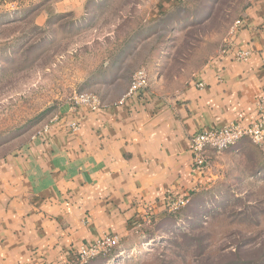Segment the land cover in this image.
Here are the masks:
<instances>
[{
    "label": "rangeland",
    "instance_id": "1",
    "mask_svg": "<svg viewBox=\"0 0 264 264\" xmlns=\"http://www.w3.org/2000/svg\"><path fill=\"white\" fill-rule=\"evenodd\" d=\"M252 1L0 0V157L75 93L101 98L121 67L123 80L145 69L154 89L178 91L226 47ZM230 150L180 211L89 264H264V144Z\"/></svg>",
    "mask_w": 264,
    "mask_h": 264
},
{
    "label": "crops",
    "instance_id": "2",
    "mask_svg": "<svg viewBox=\"0 0 264 264\" xmlns=\"http://www.w3.org/2000/svg\"><path fill=\"white\" fill-rule=\"evenodd\" d=\"M239 20L226 47L178 91L149 85L119 105L130 87L121 67L103 82L100 109L65 102L38 135L0 157V264H75L83 244L109 233L127 238L137 222L164 216L167 201L215 179L231 150H210L202 175L191 137L254 122L264 96V0ZM238 49L250 51L247 60L235 59Z\"/></svg>",
    "mask_w": 264,
    "mask_h": 264
},
{
    "label": "built area",
    "instance_id": "3",
    "mask_svg": "<svg viewBox=\"0 0 264 264\" xmlns=\"http://www.w3.org/2000/svg\"><path fill=\"white\" fill-rule=\"evenodd\" d=\"M240 20L236 21L235 27ZM250 55L249 50L238 49L235 52V59L247 60ZM149 86L148 73L145 69H139L133 73L130 87L126 94L118 101L119 105L124 104L126 98L138 90L146 89ZM198 86L203 88L204 82H199ZM70 103L74 106H85L93 111L103 106V101L99 96L91 92L75 93L70 98ZM70 128L78 129L77 123H72ZM249 139L257 145L264 144V96L258 102V117L248 125L235 121L220 128H210L196 132L190 140V150L193 155V169L195 172L205 175L211 169L209 151L213 150L217 154L237 146L242 140ZM189 196L179 195L167 201L168 212H173L189 202ZM144 225L143 221L137 222L135 231ZM122 237L117 234H104L98 240L83 244L78 251V261L81 264L87 263L90 259L100 254L109 252L113 247L120 244Z\"/></svg>",
    "mask_w": 264,
    "mask_h": 264
},
{
    "label": "trees",
    "instance_id": "4",
    "mask_svg": "<svg viewBox=\"0 0 264 264\" xmlns=\"http://www.w3.org/2000/svg\"><path fill=\"white\" fill-rule=\"evenodd\" d=\"M25 12H27V10H25ZM193 194H195V193H193ZM192 194V195H193ZM191 195V196H192ZM191 196H190V198H191ZM185 206V205H184ZM184 206H181L179 209H177V210H175V211H173V212H169L170 214H172V213H177L178 211H180V209H182ZM154 220H156V219H154L153 218V221ZM152 221V222H153ZM124 239L125 238H122V240L124 241ZM121 240V241H122ZM118 246H120V244L118 245ZM118 246H116V247H113L109 252H106V253H104V254H100V255H98V256H95V257H93L92 259H90L88 262H87V264H89V263H91V262H93V260H96V259H98L99 257H102L103 255L104 256H107L109 253H112V252H114L117 248H118ZM79 262H76L75 264H78Z\"/></svg>",
    "mask_w": 264,
    "mask_h": 264
}]
</instances>
